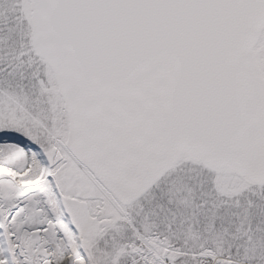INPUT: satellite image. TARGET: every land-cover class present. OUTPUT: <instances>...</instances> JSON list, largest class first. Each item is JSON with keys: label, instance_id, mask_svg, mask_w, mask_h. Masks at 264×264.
<instances>
[{"label": "snow or ice", "instance_id": "6c2138e0", "mask_svg": "<svg viewBox=\"0 0 264 264\" xmlns=\"http://www.w3.org/2000/svg\"><path fill=\"white\" fill-rule=\"evenodd\" d=\"M0 264H264V0H0Z\"/></svg>", "mask_w": 264, "mask_h": 264}]
</instances>
